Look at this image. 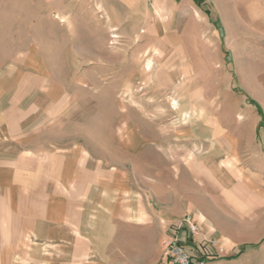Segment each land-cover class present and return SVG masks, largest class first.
<instances>
[{"label":"rangeland","instance_id":"obj_1","mask_svg":"<svg viewBox=\"0 0 264 264\" xmlns=\"http://www.w3.org/2000/svg\"><path fill=\"white\" fill-rule=\"evenodd\" d=\"M242 1L0 0V116L127 169L148 206L83 264H165L178 200L211 221L219 258L264 264V24Z\"/></svg>","mask_w":264,"mask_h":264},{"label":"crops","instance_id":"obj_2","mask_svg":"<svg viewBox=\"0 0 264 264\" xmlns=\"http://www.w3.org/2000/svg\"><path fill=\"white\" fill-rule=\"evenodd\" d=\"M237 5L242 22L264 24V0ZM252 33L264 39V29ZM28 131L16 117L0 116V264H67L69 250L83 264L109 256L117 240L130 241L133 226L149 215L145 202L139 213L132 174L86 158L77 146L49 141L36 128ZM179 201L170 206V225L186 213L201 219L192 200ZM198 222L199 236L212 234L208 218ZM219 257L209 264H233Z\"/></svg>","mask_w":264,"mask_h":264},{"label":"built area","instance_id":"obj_3","mask_svg":"<svg viewBox=\"0 0 264 264\" xmlns=\"http://www.w3.org/2000/svg\"><path fill=\"white\" fill-rule=\"evenodd\" d=\"M200 224L189 215L170 226L163 247L170 264H209L219 256L215 235L199 236Z\"/></svg>","mask_w":264,"mask_h":264},{"label":"bare ground","instance_id":"obj_4","mask_svg":"<svg viewBox=\"0 0 264 264\" xmlns=\"http://www.w3.org/2000/svg\"><path fill=\"white\" fill-rule=\"evenodd\" d=\"M149 67H150V62L148 61L147 68H149ZM170 107L177 112L179 110V103H178V101L176 99H171L170 100Z\"/></svg>","mask_w":264,"mask_h":264}]
</instances>
